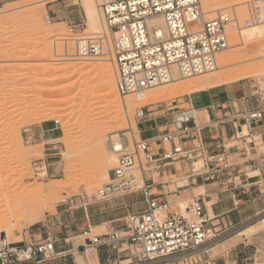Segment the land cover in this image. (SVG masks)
Returning <instances> with one entry per match:
<instances>
[{
    "label": "built area",
    "instance_id": "1",
    "mask_svg": "<svg viewBox=\"0 0 264 264\" xmlns=\"http://www.w3.org/2000/svg\"><path fill=\"white\" fill-rule=\"evenodd\" d=\"M99 9L109 32L95 37L79 35L74 39L73 56L111 57L119 96L140 95L170 81L174 75L188 78L210 73L217 67V54L228 45L227 16L205 18L200 0H104ZM154 17L163 20V32L149 28L147 21ZM85 27L83 20L73 28L82 33ZM241 103L242 107L231 115L217 118L214 126L198 124L190 106L174 105L176 110L165 118L153 138H141L139 129L138 140L134 132L129 138L123 133L110 135L115 155L112 178L97 190L96 199L139 194L145 204L127 216L124 235L119 230L93 234L88 225L82 230L83 236H90L88 246L105 245L120 252L117 246L126 242L138 253L131 251L135 260L130 258L123 264H166V260L176 256L206 253L221 233L210 226L211 218L206 215L203 203L192 200L181 213L172 208L174 205L167 195L178 193L196 178L218 179L231 167L228 158L232 148L238 150L239 143L250 144L249 151L254 149L253 128L261 121L262 110L248 109L245 98ZM150 111L145 106L138 107L135 116L142 120L152 114ZM53 123L59 121L55 119ZM226 124L233 132L225 135L224 140L223 130L217 131L215 126ZM135 170L138 175L134 174ZM164 171L167 177H175L173 188L166 193L158 191L167 183L162 180ZM68 255L66 251H57L56 242L48 237L35 243L0 245V264H42L65 260Z\"/></svg>",
    "mask_w": 264,
    "mask_h": 264
},
{
    "label": "rangeland",
    "instance_id": "2",
    "mask_svg": "<svg viewBox=\"0 0 264 264\" xmlns=\"http://www.w3.org/2000/svg\"><path fill=\"white\" fill-rule=\"evenodd\" d=\"M200 1L203 6L204 1ZM242 1L229 0L223 6H217L218 10L224 7L217 12L230 11L232 9L230 3L233 2L238 4H236L237 7H243L245 4H242L244 2ZM48 4L57 6L56 15L58 17L48 11ZM252 6L246 5L245 7H249L251 12H254L255 9ZM217 12L205 14V18H215L219 15ZM31 15L38 17V22L34 21ZM249 19L247 20L250 24L239 32L240 38L247 40L256 34L264 37V16L256 20ZM83 20L86 21L79 0H0V111L4 109V112L0 113V219H15L18 222L16 229L18 228L19 234L17 238L12 239L11 243H35L48 237L58 246H63L65 238L82 234V230L88 225L92 227L101 224L104 226L103 229L96 228L92 230L93 234H104L109 227L108 230H119L124 235L127 216L138 212L143 205L140 197L131 194L98 201L96 199L97 188L89 192L84 184L86 174L91 168L90 165L92 166L89 158L92 154L90 152L94 150L93 137L90 132L106 120L108 122L112 115L106 107V99L101 95L106 90L100 89L101 78L98 71L89 73L81 71L70 76L64 73L63 68L67 65L80 64L96 66L99 63L96 59L110 58L106 55L98 57L95 58L94 63L93 60L75 58L72 56L74 53L71 52L72 54L68 57H71L72 61H49L46 56L52 47V38L41 37L44 27L52 23L67 30ZM227 26L228 23L226 24L228 41L230 33L227 31ZM255 58L254 60L245 58L226 71L232 72L264 61V57L259 58L257 55ZM112 78L114 79V71ZM262 80L263 82L259 84L255 77L245 78L234 84H245L246 89H249L248 94L256 92L251 97L252 101L264 104V77ZM36 96L44 98L37 104L38 106L34 104ZM185 96H187L186 93L172 95L147 104L145 107L151 110L148 112L152 113L151 118L156 117L163 122L170 116L167 115L168 112L172 113L176 110L173 108L174 105L188 107ZM24 97L29 99L26 104L21 103ZM131 98L133 99V95ZM202 103L200 97L194 98L195 106L202 105ZM56 104L63 107L62 111L34 112L36 107L46 109L48 105L55 106ZM140 106L141 102L136 101L130 113L117 115L108 124L105 122L106 124H103L107 130L105 139L116 133L115 130L123 123L128 122L131 127L119 130L117 133H123L129 138L134 132V137L138 140L136 129L138 130L137 122L140 120L135 116V110ZM167 108L173 109L168 111ZM28 110L31 113L26 114ZM61 112L65 114L68 112L67 116H69L64 118L60 115ZM204 114L205 112H200L196 115L198 124H204L203 122L207 121L206 114ZM55 119L59 121L56 125L53 123ZM42 123L55 127L57 136L55 140L46 143L41 140L39 144H35L26 137L22 138V134H26L25 129ZM66 125L70 127H65ZM139 127L143 136L149 134L147 132L150 127L149 122H143ZM67 128L70 134L72 133L71 138L68 139L69 142L66 139ZM166 147L168 148L169 145L166 144ZM66 153H71L69 161ZM229 160L233 162L232 158ZM69 173H77V176H72L71 181L68 178L69 175L71 176ZM134 174L138 175V171L135 170ZM164 179L172 182L175 177L169 176ZM66 180L70 182L67 183ZM55 184L64 186L59 188ZM49 188L53 189L48 190ZM172 188L173 185L170 184L169 189ZM177 201L178 199L172 202L174 205L172 208L181 212ZM189 202H191L190 199L187 204ZM262 217L255 220L253 224H257L253 226L254 228L246 231L245 234L249 239L264 231V223L258 222ZM108 220L112 222L105 223ZM240 238H234L232 241L235 242ZM6 243L8 242L3 244ZM124 243V245L117 246L122 249L118 255H127L126 259L135 260L131 254V250L136 254L133 247L130 248L129 244ZM215 243L217 242L212 245ZM221 247L211 250V256L218 255ZM80 251H84L83 248ZM113 252L117 255L116 250ZM200 257L204 260L202 253H195L188 256H176L165 262L166 264H195ZM71 258L76 262L74 254ZM56 261L49 260L42 264H56Z\"/></svg>",
    "mask_w": 264,
    "mask_h": 264
},
{
    "label": "crops",
    "instance_id": "3",
    "mask_svg": "<svg viewBox=\"0 0 264 264\" xmlns=\"http://www.w3.org/2000/svg\"><path fill=\"white\" fill-rule=\"evenodd\" d=\"M56 7L55 4L47 5L48 11L53 15L55 14V17H58L56 15L58 12ZM234 83L192 92L185 96L186 104L196 113L194 115V112H192L195 118H197L198 111L201 113L205 111L207 121L203 122L204 124L213 125L216 119L222 117L224 114L231 115L235 109L242 107V98H245V105L248 109L262 110V119L253 128L252 139L255 141L253 150H247L250 144L244 142L239 143L238 150L236 148L231 149L228 158V160L231 158L233 160V162L229 160L231 167L224 173H221L218 179L205 181L201 178H196L193 184H189L187 187L180 189L178 193L167 195L171 202H174L178 198L186 197L191 198V201L199 199L204 205L206 215L211 218L209 222L210 226L220 230L221 237L215 241L217 243L215 245H212L214 242L210 244L207 247L206 253H202L204 260L200 257V260L195 264H264V231L251 239L244 233L250 227L257 224H253L257 218L264 216V104L252 101L251 97L256 92L248 94L249 89H246L245 84L238 83L235 85ZM195 97L201 98L202 105H194ZM173 113L168 112L167 115L171 116ZM143 122L150 123V127L147 129L149 134L146 136H143V132L139 127ZM162 123L160 119L151 118V114L146 115L145 118L137 122L140 137L143 139L153 138L158 134V128ZM220 129L223 130L221 137L224 140L226 139L225 135L229 136L233 132L229 124L215 126V130L219 131ZM24 131L26 132V136L22 134V138L26 137L28 140L34 141L35 144H39L41 140L46 143L57 138L55 127H50L47 123L33 125ZM166 174V171H164L162 180L168 178ZM166 182L163 190H159L157 187L159 192L166 193L168 192L170 184L173 185L168 180ZM131 195H137L141 198L139 194ZM142 202L143 205L141 208L145 204L143 200ZM263 220L264 217L258 222H262ZM108 222H112V220L105 221V223ZM92 227L90 226L91 233H93ZM108 228L106 233L114 231L113 229L108 230ZM237 233H242L240 240L221 247V245L227 242L230 243L231 239H234L233 237ZM89 237V235L83 236L79 234L71 238H65L63 246L56 244L57 251H66L69 255L66 256L65 260L58 259L55 263L76 264L75 260L71 258L74 253L72 254L71 252L76 247L78 251L82 248L85 250L89 244ZM124 244L123 242L122 245ZM216 247H221L219 248L218 255L211 256L210 251ZM94 249L97 264H123L130 259H126L127 255H118L120 252H116V255L113 249L105 245ZM19 264L34 263L24 262Z\"/></svg>",
    "mask_w": 264,
    "mask_h": 264
},
{
    "label": "bare ground",
    "instance_id": "4",
    "mask_svg": "<svg viewBox=\"0 0 264 264\" xmlns=\"http://www.w3.org/2000/svg\"><path fill=\"white\" fill-rule=\"evenodd\" d=\"M79 1L83 8V12H84L85 20H86L85 21L86 27L88 28L85 27L82 33H77L75 32V29L73 27L68 28L66 30L64 28L55 26L56 25L55 23H52L51 25L44 27V29L41 31V37L42 38H45V37L52 38L51 39L52 47L48 55L46 56L47 60L49 61L71 60L72 61L73 59L71 57H68L70 54L74 53L73 52L74 50L72 47L73 46L72 41L76 39L80 34L81 35H93L90 37H95L101 34L105 35L106 32H109V28L101 19V14H100V9H99V5L104 0H79ZM202 1H204L203 2L204 7L202 6L203 7L202 9L205 8L204 13L208 14V13H214L217 11L220 12V10H222L224 7H220L219 8L220 10H218L217 6H223V4H227L229 0H202ZM243 1H242L243 2L242 4H245V6L253 5L255 9V10L253 9L254 12H251L249 7L246 8L243 5H242L243 7H237L238 4L236 2H233V3H230V6L232 7L230 11L228 12L221 11V13L217 12L219 13V15L216 14L218 16H223V17L227 16V19H228L227 31H229L230 33L229 38H228L227 48H225L223 51L218 53L216 56L217 58L216 69L207 74H201V75L188 77V78H182V77H179L178 75H174L172 79L168 82L161 83L157 86L151 87L145 90L140 95H133V99L141 102L140 107H143L147 104H152L156 101L162 100L172 95H178L182 93H186V95H188L192 92L194 93V92H198L202 90L215 88V87H218L224 84L233 83L238 80L245 79V78L255 77L258 79L259 84L263 82L262 78L264 77V61L250 64L246 66L245 68H241L238 70L237 69L234 71L231 70L232 72L226 71V69L229 70V68L240 63L245 58L254 60V58L257 55L259 56V58L264 57V37L262 35L256 34V35L251 36L250 39L242 40L240 38V33H239L247 25L250 24V22H248L247 19L251 17L249 20H254V19L256 20L264 16V1L262 0H243ZM214 6H216L217 8H215ZM31 18L34 19V21L38 22L37 20L38 17L35 18L34 15H31ZM147 24L149 28H152V30H154L157 33L163 32L164 30V23L160 17H154V18L149 19L147 21ZM75 35L77 36L75 37ZM63 56H67V57H63ZM102 56H105V55H102ZM109 58L110 59H104V58L96 59V60H99L98 61L99 65L97 64L96 66H92L90 64L88 65L86 64L85 65H81V64L80 65H67L63 68V70H64V73H67L70 76H74L81 71H84L86 73H89L92 71H98L99 76L101 78L100 79V82H101L100 89L106 90L104 91V93H101V95L106 99V102H107L106 107L108 110H110V113L112 115L110 116V119L108 118L109 121L111 122V120L117 115H122V114L127 115L128 113H130L136 101L131 98L132 95L119 96V94L117 93L115 89L114 79L112 78V72L115 70V65L111 57ZM81 60H89V61L93 60L94 62L95 58L81 59ZM42 98L40 96H36L34 98V101H35L34 104L37 105L38 103L42 102V100H44V98L43 99ZM21 100H22L21 103L26 104L29 99L24 97ZM45 108L46 109L44 108L39 109L38 107H36L34 112L41 113L42 110L60 112L63 109V107L59 104L58 105L56 104L55 106L48 105ZM3 112H4V109L0 111L1 114ZM193 112L195 115L196 114L195 111ZM25 113L29 114L31 113V111L28 110ZM67 114L62 113V112L60 113V115L63 116L64 118L67 116ZM197 119L198 118H196V120ZM105 122H107V120ZM105 122H103L101 126L97 127L95 130L90 132V135L93 137V146H94L93 149L94 150L90 152L92 153L89 157L90 160L92 161V166L90 165L91 168L89 169L88 174H86V178L84 182L85 187L89 192L94 191L96 188L98 190L99 185H101L102 183L104 184L108 183L109 180H111L112 178V170L114 167L113 162L115 160V155L111 149V146H110L111 142L109 141V138L105 139V135H106L105 132L107 131L103 125ZM65 127H70V125L69 126L66 125ZM127 127L130 128L131 127L130 124H128V122L127 124L123 123V125L119 126L115 130L116 133L111 134V135L114 136L117 134V131L123 130ZM136 132H138L137 129H136ZM66 133L68 135L66 138L68 141V139L71 138L70 135L72 133L70 134L69 129L66 131ZM243 134H246L245 129L243 130ZM66 156L69 161L71 159V153H66ZM196 165H198V163ZM77 173H74V174L69 173L71 174V176L69 175L68 177L67 175V177L71 179L72 181L73 179L72 176H77L76 175ZM68 182H70V180L67 181V183ZM55 186L60 188V186L63 187L64 185L55 184ZM53 188H49L48 190H51ZM188 199L191 200V198H188V197L178 198L177 202H178V205H180L181 207L180 208L181 213L185 212ZM17 223L18 222L15 219H11V220L0 219V244L2 243L3 245L4 242L11 243L13 242L12 239L14 237L15 238L18 237L19 231H18V228L16 229V226L18 225ZM261 223H264V220ZM100 227L101 228L104 227L103 224L92 227V228L94 230ZM254 227H250L247 230V232ZM247 232L245 231L244 233H247ZM241 235L242 233H237L233 238H239ZM232 240L233 239H231L230 243L227 242L221 246L223 247V246L233 244L234 241ZM133 249L135 253H138V250H136L134 247ZM94 250L95 249L93 247L88 246V245L86 246V249L84 251H78L77 247L74 248L73 253L76 257V263L77 264H97L96 255H95Z\"/></svg>",
    "mask_w": 264,
    "mask_h": 264
}]
</instances>
